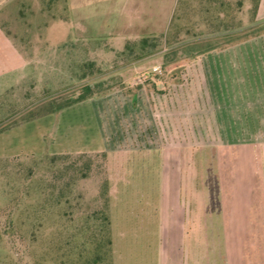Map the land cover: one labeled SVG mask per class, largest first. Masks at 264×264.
I'll return each mask as SVG.
<instances>
[{"label": "rangeland", "instance_id": "374dc122", "mask_svg": "<svg viewBox=\"0 0 264 264\" xmlns=\"http://www.w3.org/2000/svg\"><path fill=\"white\" fill-rule=\"evenodd\" d=\"M113 1L0 0V23L31 61L0 94V128L86 84L100 90L42 121L48 151H82L0 158V264H177L168 190L182 180L179 201L192 200L193 178L201 200L215 204L205 223L217 252L255 260L264 230V19L251 23L245 0L229 38L203 21L206 0H186L167 31H125ZM225 199L241 202L240 219L219 206Z\"/></svg>", "mask_w": 264, "mask_h": 264}, {"label": "crops", "instance_id": "0c3cea01", "mask_svg": "<svg viewBox=\"0 0 264 264\" xmlns=\"http://www.w3.org/2000/svg\"><path fill=\"white\" fill-rule=\"evenodd\" d=\"M69 1V0H68ZM111 2H114L111 0ZM117 5L121 7L119 14L121 18L117 19L116 24L121 25L125 31L133 30L140 32H165L167 31L173 21L175 12L177 11L179 0H126L116 1ZM123 2V3H122ZM122 3V4H121ZM121 5V6H120ZM67 16L68 19L64 21L65 24H72V7L69 2ZM113 7V6H112ZM94 9V7H93ZM114 9V8H112ZM126 14V15H124ZM126 18V19H125ZM264 19V0L260 1L257 21ZM125 25L129 28L125 29ZM31 61L27 59L25 53L15 41V39L8 33L7 29L0 23V94H2L8 87L17 85L24 78L26 68ZM76 105V104H75ZM74 106V105H73ZM54 113H50L30 121L15 125L7 130L0 132V158L18 157L22 155H41L43 153H62L61 151H82L76 148L62 149L59 151L50 149L47 150L46 137L49 134L51 126L43 125V120L50 117ZM43 125V126H42ZM100 147L89 149V151H99ZM264 175V168L262 169ZM199 174V172H198ZM197 175V173H196ZM197 179L193 178V184L197 185V193L193 192L192 200H180L181 181L177 182L176 190H172V185L168 190L169 193V208L170 216L169 222L171 228L169 235L172 237V229L176 232L175 238L181 242L176 250L175 263L177 264H264V230L260 229L262 239L258 240L260 251L256 253L255 260L246 261L240 257L237 261L231 260L226 251L217 252L215 246V233H209L210 228L206 230V223L212 219L210 206L215 207V204H210V201L201 200L199 184ZM264 181V176H263ZM196 182V183H195ZM196 190V189H195ZM193 189V191H195ZM176 195V199L173 198ZM175 202H174V201ZM211 206V207H212ZM219 206L226 209L228 215L238 213L241 218V202L236 199H225V202H220ZM236 208V209H234ZM238 208V209H237ZM213 220V219H212ZM207 221V222H206ZM168 224L170 225V223ZM172 222L174 223L172 225ZM206 222V223H205ZM237 222V220H236ZM239 230L240 240L244 243V236L241 234L242 227L235 226ZM214 228V227H213ZM205 230L207 234L205 233ZM223 239H232L231 234L224 232ZM211 240V241H210ZM230 241H225L228 244ZM224 243V244H225ZM240 247L241 244L237 243ZM244 245V244H243ZM262 246V247H261ZM229 251V250H228ZM230 258V259H229ZM249 260V259H248ZM244 261V262H242Z\"/></svg>", "mask_w": 264, "mask_h": 264}, {"label": "trees", "instance_id": "16d2710c", "mask_svg": "<svg viewBox=\"0 0 264 264\" xmlns=\"http://www.w3.org/2000/svg\"><path fill=\"white\" fill-rule=\"evenodd\" d=\"M206 1L208 2L209 6H207L206 8L203 7V9L201 8L199 9L200 11L199 13L203 15V21L206 22L210 28H212V26L215 28V30L213 31L214 33H218V32L228 33L227 37L229 38L232 37L233 36L232 33L236 30V24L233 23V21L235 20L236 13L239 10L243 9L245 0H206ZM247 1H250V5H248L247 7H249V10L251 13V18H250L251 23H254V24L258 23L257 12H258V8H259V4L261 0H247ZM185 2L186 0H179L178 8L173 17V21L175 19L176 14L179 12L180 6L184 5ZM216 4L219 5L216 8V12L213 14L212 13L208 14L210 13V10L212 9L211 8L212 6L210 7V5H216ZM173 21L171 23V26L173 24ZM238 24L241 25L240 27H243L242 21H240ZM250 35L255 36L257 35V32L251 33ZM142 41L147 43L148 40L147 38H144ZM216 47H219V45L210 44L208 46V49L216 48ZM99 92L100 90L97 89L96 87L91 86L90 84H86L83 86L82 91L77 96L68 99L66 102L56 104V105H53L54 102H52L49 107L47 106L41 112L32 114L30 117L22 119V121H19L17 123H12L10 125H5L1 127L0 132L7 130L15 125L30 121L32 119H35V118H38V117H41V116H44L50 113H59L64 108L69 107L75 103L84 101L88 98H91L94 95L98 94Z\"/></svg>", "mask_w": 264, "mask_h": 264}]
</instances>
